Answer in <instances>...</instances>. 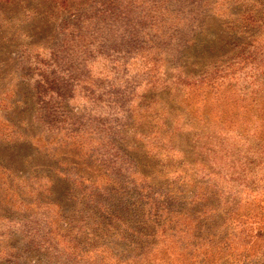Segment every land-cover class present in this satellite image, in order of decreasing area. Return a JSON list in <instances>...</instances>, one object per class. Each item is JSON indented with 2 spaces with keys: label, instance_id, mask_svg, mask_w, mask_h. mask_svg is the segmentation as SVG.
<instances>
[{
  "label": "rangeland",
  "instance_id": "374dc122",
  "mask_svg": "<svg viewBox=\"0 0 264 264\" xmlns=\"http://www.w3.org/2000/svg\"><path fill=\"white\" fill-rule=\"evenodd\" d=\"M249 2L0 0V264H264Z\"/></svg>",
  "mask_w": 264,
  "mask_h": 264
},
{
  "label": "trees",
  "instance_id": "16d2710c",
  "mask_svg": "<svg viewBox=\"0 0 264 264\" xmlns=\"http://www.w3.org/2000/svg\"><path fill=\"white\" fill-rule=\"evenodd\" d=\"M245 14L246 21L241 23L237 28L231 29L235 36L234 39L233 59L228 61L222 68L225 70L231 64H243L239 68L248 67L243 72L242 79L245 85L241 88L243 96L249 97L255 107V114L264 124V98L259 102V92H264V45L259 43L260 35L264 32V0H250L247 4ZM235 9V13L241 10ZM218 65H223L218 64ZM226 74H223V76ZM262 144L264 143V132L262 133Z\"/></svg>",
  "mask_w": 264,
  "mask_h": 264
}]
</instances>
